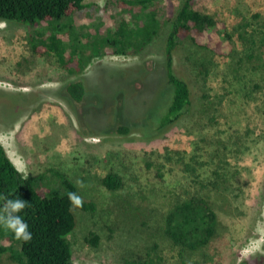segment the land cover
<instances>
[{
	"label": "rangeland",
	"instance_id": "1",
	"mask_svg": "<svg viewBox=\"0 0 264 264\" xmlns=\"http://www.w3.org/2000/svg\"><path fill=\"white\" fill-rule=\"evenodd\" d=\"M109 1L85 0L95 5L94 14V8L79 16L77 12L61 23L72 21L83 33L100 20V37L106 23L120 17L109 12ZM195 6L226 23L234 51L218 56L183 40L173 68L189 83L196 108L204 104L205 113L215 116L216 128L225 130L220 136L227 148L220 154L229 173L237 172L239 196H230L229 209L218 211L225 228L217 240L180 254L163 234L165 213L184 197L188 180L183 163L197 158L203 177L212 178L216 159L206 164V153L216 145L211 142L214 128L197 132L193 127L196 110L163 134L144 138L161 121L170 94L163 72L167 26L142 51L85 59L83 71L74 74L55 55L31 52L29 27L0 22V143L28 176L58 170L84 201L94 204L92 210L75 211L77 225L68 236L75 264H142L148 256L156 264H264V230L258 229L264 225V72L258 75L250 69L264 60L246 57L249 41L257 43L264 32V0H197ZM98 39L91 40L90 52L93 45L104 44ZM78 77L88 92L83 104L65 98V83ZM120 124L141 125L143 137L135 130L129 136L115 133ZM231 127L238 130L234 136H243V143L226 142ZM159 166L162 180L156 176ZM107 173H116L122 186L105 187L102 178ZM77 180L83 181L82 188ZM39 188L48 189L44 183ZM1 236L14 239L6 231H0ZM13 248L18 250L17 242ZM0 264L19 263L5 251Z\"/></svg>",
	"mask_w": 264,
	"mask_h": 264
},
{
	"label": "trees",
	"instance_id": "2",
	"mask_svg": "<svg viewBox=\"0 0 264 264\" xmlns=\"http://www.w3.org/2000/svg\"><path fill=\"white\" fill-rule=\"evenodd\" d=\"M196 1L110 0L106 4L112 8L109 12L120 13V17L114 22L109 20L104 35L99 37L100 20L94 27H89L88 24L83 33L77 32V28L81 27L75 28L72 21L61 23L69 18L72 20V16L77 12H81L77 14L79 16L85 10L94 8V14L95 5L87 4L85 0H0V22H15L29 27L32 32L29 33L31 52L40 56L55 55L58 63L74 74L83 71L87 64L85 59L107 54L127 56L142 51L145 45L167 26L168 33L163 48V72L170 94L161 110V121L150 133H144V138L151 139L163 134L182 117H192L196 110L199 117L193 127L197 128V132L214 128L215 137L211 142L216 145L206 153L209 158L206 164L216 159V165L211 172L212 178L203 177L202 165L197 158L192 157L190 162L183 163V172L188 180V185L183 190L184 197L165 213L163 234L170 239L179 254L185 250H200L217 240L220 229L225 228L224 217L219 215L218 211L229 209L230 196H239L234 186V183H237V172L229 173L228 164L220 154L227 148L224 138L220 136L225 130L216 128L215 116L205 113L204 104L198 103L196 108L197 103L194 105L189 83L178 76L173 68L175 50L183 40H189L195 47L218 56H230L234 51L233 34L227 29L226 23L217 16L200 11L195 6ZM39 26H42V29L36 31L34 28ZM97 39H104L105 42L103 44L101 41L98 46L93 45V52H90L91 40ZM100 50H103V54L94 55V52ZM246 57L255 58L260 62L264 60V32L257 43L255 40L249 41ZM261 67L264 68V62H261V66H251L250 69L252 73L256 71L260 75L264 72ZM82 80L78 77L65 83V98L68 102L85 103L88 92ZM205 97L206 95H203V98ZM231 129L233 131L226 136V142L234 145L243 143L241 134L234 136L238 130L232 127ZM132 130L142 136L139 124L133 128L120 124L114 131L119 135L129 136ZM147 165L151 167V163ZM162 167L159 166L156 173L157 178L161 180L162 173L159 169ZM22 176L0 143V193H11L28 203L22 215L32 233V239L26 243L16 239L11 241L10 237L1 236L0 242L3 241L4 244H0V254L11 252V256L19 264H75L68 239L77 225L75 211L92 210L94 204L82 199L81 206H73L68 199V193L78 194L77 189L65 174L58 170L49 169V175H30L26 180L22 179ZM43 183L48 187L45 192L39 188ZM102 183L109 190H116L123 184L116 173H107L102 178ZM95 240L96 236H93L91 242L95 243ZM15 242L18 243V250L13 248ZM142 264L156 263L148 256ZM240 264L248 262L245 260Z\"/></svg>",
	"mask_w": 264,
	"mask_h": 264
},
{
	"label": "clouds",
	"instance_id": "3",
	"mask_svg": "<svg viewBox=\"0 0 264 264\" xmlns=\"http://www.w3.org/2000/svg\"><path fill=\"white\" fill-rule=\"evenodd\" d=\"M18 172H22V179L28 178V173L22 168H17ZM78 187H83V181L77 180ZM68 199L70 203L79 207L82 205V198L76 192H69ZM28 206L25 201L16 198L13 194L4 195L0 193V231H6L12 234L14 239L21 242H29L32 239V233L29 230V224L23 218L22 213ZM258 229L264 230V225H258Z\"/></svg>",
	"mask_w": 264,
	"mask_h": 264
}]
</instances>
